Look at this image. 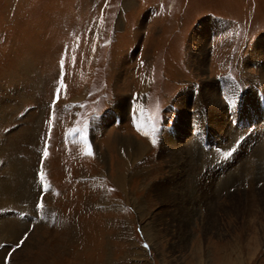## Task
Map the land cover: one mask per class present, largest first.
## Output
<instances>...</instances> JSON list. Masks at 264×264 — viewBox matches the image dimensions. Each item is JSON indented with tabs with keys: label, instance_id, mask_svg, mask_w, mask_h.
I'll return each mask as SVG.
<instances>
[{
	"label": "rangeland",
	"instance_id": "obj_1",
	"mask_svg": "<svg viewBox=\"0 0 264 264\" xmlns=\"http://www.w3.org/2000/svg\"><path fill=\"white\" fill-rule=\"evenodd\" d=\"M263 81L264 0H0V264H264Z\"/></svg>",
	"mask_w": 264,
	"mask_h": 264
},
{
	"label": "bare ground",
	"instance_id": "obj_2",
	"mask_svg": "<svg viewBox=\"0 0 264 264\" xmlns=\"http://www.w3.org/2000/svg\"><path fill=\"white\" fill-rule=\"evenodd\" d=\"M263 82H264V81H263ZM183 96H184V95H183ZM182 98H183V97H182ZM183 100H184V101H183L184 103H188V102H190V100H189V99H186V98H183ZM214 102H215V101H214ZM213 104H214V103H213ZM118 106H119V107H118L119 110L123 107V106H122V103H120ZM120 111H121V110H120ZM118 112H119V111H118ZM119 113H120V112H119ZM104 121H105V120H104ZM164 138H165L166 141L171 140V136L168 135V134H166V135L164 136ZM166 141H165V142H166ZM168 143H169V142H168ZM166 148H167V147H166ZM162 186H163V185H162ZM163 187H164V186H163Z\"/></svg>",
	"mask_w": 264,
	"mask_h": 264
},
{
	"label": "snow or ice",
	"instance_id": "obj_3",
	"mask_svg": "<svg viewBox=\"0 0 264 264\" xmlns=\"http://www.w3.org/2000/svg\"><path fill=\"white\" fill-rule=\"evenodd\" d=\"M145 247H147V245H145Z\"/></svg>",
	"mask_w": 264,
	"mask_h": 264
}]
</instances>
